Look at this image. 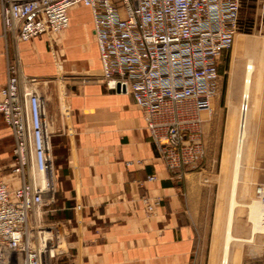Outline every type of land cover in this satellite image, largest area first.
I'll list each match as a JSON object with an SVG mask.
<instances>
[{
  "label": "built area",
  "instance_id": "2783aa9c",
  "mask_svg": "<svg viewBox=\"0 0 264 264\" xmlns=\"http://www.w3.org/2000/svg\"><path fill=\"white\" fill-rule=\"evenodd\" d=\"M243 0H0L3 34L16 42L60 35L69 10L89 9L101 78L110 91L129 94L141 110L150 141L169 171L197 168L204 158L199 115L212 112L218 63L240 31ZM264 12V0H260ZM18 60L0 87V116L14 140L12 186L0 171V264H57L69 227L52 218L57 181L46 100ZM247 100L238 113L236 144L246 134ZM148 180H154L149 177ZM264 235V182L255 186ZM147 214L153 212L142 198Z\"/></svg>",
  "mask_w": 264,
  "mask_h": 264
},
{
  "label": "crops",
  "instance_id": "0c3cea01",
  "mask_svg": "<svg viewBox=\"0 0 264 264\" xmlns=\"http://www.w3.org/2000/svg\"><path fill=\"white\" fill-rule=\"evenodd\" d=\"M16 59L42 97L51 92L46 112L53 128L57 181L54 219L69 227L67 249L57 264H216L205 243L211 188L205 168L199 164L169 171L132 97L107 89L89 9H70L69 26L60 35L21 43L3 34L0 21V87L8 64ZM217 95L208 117L199 115L203 136L217 124ZM252 129L264 152V100ZM13 145L12 132L0 116V171L18 186L11 173ZM143 197L155 203L150 215ZM240 235L247 239L250 230ZM259 235L245 242L241 264H264V238Z\"/></svg>",
  "mask_w": 264,
  "mask_h": 264
},
{
  "label": "rangeland",
  "instance_id": "374dc122",
  "mask_svg": "<svg viewBox=\"0 0 264 264\" xmlns=\"http://www.w3.org/2000/svg\"><path fill=\"white\" fill-rule=\"evenodd\" d=\"M76 17L78 20H81L82 14L78 13ZM239 17L240 31L235 34L232 49L224 54L218 63L219 91L216 99L220 100L221 109L217 110V124L213 128L210 127L205 132V136H203L205 154L199 163L200 167L205 168L203 172L204 179L208 181L211 187L207 204L208 224L207 229L204 230V234L206 237L205 243L210 247V252L207 255H209L210 261H214L216 264H220L221 258L230 190L231 167L236 142L238 108L241 97L244 94L243 82L247 62L244 50L238 49V42L236 40L238 37H241L246 40L250 39V41L254 40L261 46L264 45V12L261 11L260 0H243ZM234 67L238 75L234 79L233 94L230 96V72ZM44 97L48 105L49 101L51 102L50 90L44 94ZM225 101L226 105H224ZM207 115V113H204L202 116L207 118ZM51 131H53L52 126ZM253 144L255 148L251 150L249 154L250 158L248 157L241 172V179L236 193V201L238 203L233 213V235L235 234L240 239H245L240 237L241 232L245 228L248 233L251 230V225L248 221V208L245 206L252 201L257 202L254 200L255 186L264 179L263 148L257 147L256 140L253 141ZM214 219L216 220L215 225ZM254 236L251 237L250 233L247 239L251 238L252 242V239L254 240L255 238ZM259 236L264 238L262 234ZM245 248L246 243H232V255L236 263L241 264L242 250Z\"/></svg>",
  "mask_w": 264,
  "mask_h": 264
},
{
  "label": "bare ground",
  "instance_id": "6f19581e",
  "mask_svg": "<svg viewBox=\"0 0 264 264\" xmlns=\"http://www.w3.org/2000/svg\"><path fill=\"white\" fill-rule=\"evenodd\" d=\"M235 39V36H234ZM238 49L244 50L245 57L247 59L245 66V77L243 82L244 94L241 97L242 100H247L248 111L246 114V134L245 139L241 145L234 146V157L231 167V179L230 190L226 214V223L222 240L221 258L220 264H239L236 263L232 255V243L234 242H251V238L248 240L240 239L235 236L233 226V213L234 208L237 206L236 193L237 186L240 183L241 172L245 166V163L249 157L251 150L255 148L253 141L255 136L253 134L252 124L255 117V112L264 100V45H259L256 41L246 40L238 37ZM237 72L234 67L230 72L231 85L229 87V95L233 94V83L236 78ZM235 84V83H234ZM37 87L36 83L33 85ZM241 104V102H240ZM240 108V105H239ZM238 108V113H239ZM238 122V117H237ZM251 140V141H250ZM236 141V140H235ZM250 158V157H249ZM255 200V199H254ZM256 201V200H255ZM248 208V221L251 225V237L260 233V220L261 210L258 202H251L247 206ZM248 222V223H249ZM255 237V236H254ZM253 241V239H252Z\"/></svg>",
  "mask_w": 264,
  "mask_h": 264
},
{
  "label": "water",
  "instance_id": "95a60500",
  "mask_svg": "<svg viewBox=\"0 0 264 264\" xmlns=\"http://www.w3.org/2000/svg\"><path fill=\"white\" fill-rule=\"evenodd\" d=\"M117 91H119V88H117Z\"/></svg>",
  "mask_w": 264,
  "mask_h": 264
}]
</instances>
